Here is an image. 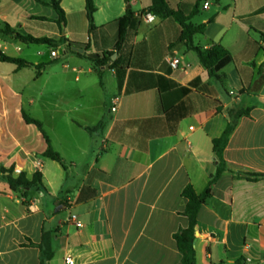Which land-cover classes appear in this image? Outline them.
Masks as SVG:
<instances>
[{"label":"crops","instance_id":"obj_1","mask_svg":"<svg viewBox=\"0 0 264 264\" xmlns=\"http://www.w3.org/2000/svg\"><path fill=\"white\" fill-rule=\"evenodd\" d=\"M168 1L187 16L199 4L191 24L207 27L192 45H221L231 54L222 71L224 87L210 78L192 45L180 42L176 21L149 13L152 0H94L92 36L86 0H61L67 19L62 36L91 44L90 51L75 46L86 55L93 37L97 55L114 53L112 60L119 61L106 72V91L92 62L73 54L58 82H52L50 67L33 77L37 83L47 76L48 97L41 90L29 102L33 110L36 104L47 110V124L34 112L30 117L42 123L62 163L43 156L47 143L24 121L21 90L0 71V264H39L44 232L54 235L50 264H66L68 258L73 264H179L174 235L189 226L182 215L183 190L191 184L201 194L208 187L218 166L213 140L223 134L233 108L252 111L224 153L236 176L223 175L199 212L197 264H264V180L242 176L264 174V0ZM128 10L135 18L117 51L116 22ZM201 11V23H193ZM148 14L153 22L145 20ZM57 19L53 8L35 0H0V42L15 40L6 27L37 38L60 36ZM18 44L10 54L1 52L19 58L26 44ZM173 59L180 60L177 69ZM25 69L16 66L12 75ZM100 123L103 129L90 132ZM2 167L29 178L40 172L44 187L15 192Z\"/></svg>","mask_w":264,"mask_h":264},{"label":"trees","instance_id":"obj_2","mask_svg":"<svg viewBox=\"0 0 264 264\" xmlns=\"http://www.w3.org/2000/svg\"><path fill=\"white\" fill-rule=\"evenodd\" d=\"M36 2L51 7L57 13L58 19L56 21L60 38H37L34 37L22 30L13 31L10 27H6L4 31L5 34L11 36L15 40L20 41L23 44H32V45H43L48 46L52 51L56 50L62 45H66V50L70 54L77 55L79 57H84L92 62L94 71L98 75L100 83L102 86L105 84V75L108 70H113L118 68L119 61H113L112 56L114 53H104L99 56L97 59H90L86 54H78L73 52L75 46H80L90 51L91 44L88 45H78L75 43H69L64 36H62L64 29L67 25V19L65 11L61 7V0H35ZM86 10H87V20L89 23V34L92 36L97 30L95 25V14L97 13V7L95 6L94 0H86ZM199 10V4L195 6L194 12L187 16L183 9H173L168 0H152V6L149 9V13L153 14L156 17L162 19H172L176 21L182 28V34L180 37L181 43L193 44V38L195 35L204 34L206 31V24L195 26L191 24V20ZM195 13V14H194ZM135 18L134 13L131 10L127 11V14L119 19L116 23L119 27L118 41L116 50L119 51L122 49L127 30L131 25L132 20ZM43 18H38L42 20ZM191 49L198 55L201 64L206 68L210 78L216 81L221 87H224V82L226 76L222 71L231 64L232 56L231 54L223 48L221 45H215L210 49H200L198 47L191 46ZM0 62L13 64L17 66L18 70L25 68L36 67L39 71L42 70L48 64H39L35 65L31 62H28L21 58L11 57L0 51ZM55 62V61H54ZM251 109H238L233 108L228 112L229 123L224 130L221 137L213 140V151L215 152L218 160L217 171L215 175L210 178L208 187L201 194H198L194 187L189 184L183 190L182 197L187 200V205L185 208L183 216L189 220L188 228H181L174 235V240L177 244V248L182 256L181 262L179 264H197V254L195 250V240L196 232L198 228V215L203 206H205L208 200L212 197V187L213 185L225 174H234L228 167V164L224 158L225 150L230 142V139L234 132L236 131L240 121L244 117H248L251 113ZM23 118L27 125H35L37 129L42 133L46 143L47 150L44 153V157L51 159L53 161L62 163L61 157L56 153L52 147L49 137L43 130V125L38 120L31 118L25 112H23ZM104 124L100 123L93 129H89L90 132H97L103 129ZM1 173L3 178L8 182L10 188L17 192L23 191L24 194L34 188L44 187L43 185V176L40 172L35 173L32 178H29L27 173L21 172L17 176L15 173V168L11 167L10 169L1 168ZM235 175V174H234ZM236 176V175H235ZM244 179L249 182L257 183L261 180H264V174H247L242 175ZM54 235L51 232H44L42 237V242L38 245L40 249V262L39 264H50L55 256V250L53 246ZM33 245V244H32ZM34 246V245H33ZM224 264V263H220ZM236 264H244V260H239Z\"/></svg>","mask_w":264,"mask_h":264},{"label":"rangeland","instance_id":"obj_3","mask_svg":"<svg viewBox=\"0 0 264 264\" xmlns=\"http://www.w3.org/2000/svg\"><path fill=\"white\" fill-rule=\"evenodd\" d=\"M214 10V9H213ZM52 11V9L50 10ZM206 12L201 11L200 14L195 18L193 23L195 24H200L202 16H205ZM52 38L59 39L60 36H51ZM6 39V38H5ZM197 39H200L198 37ZM9 40V39H6ZM18 40H10V45H2L0 42V51L6 50L9 54L11 53L12 50H17ZM23 47V52L18 56L21 59H24L28 62H31L33 64H48L45 67H50V73L53 76L52 77V82H58L59 81V75H61L60 71L63 69L65 65H67V58L69 57L68 55L70 54L68 50L65 51L60 50L57 48L56 50L59 52V59L51 63L52 57H51V51L52 49L48 46H43V45H32V44H27V45H21ZM65 52H68L66 54ZM2 67L0 68V71L4 73H9V81L8 84H11V86L15 88H19L20 94H21V100L24 101V110L25 113L29 116L33 115V112L35 116H39L43 120H45V123L47 124L48 120V112L46 109L41 107L40 105L36 104L35 105V110L32 109V106L29 105V102L31 99L34 98V100H38L39 98V93L41 90L45 92V97H48V89L47 85L45 84V81L47 79V76L44 77V79L41 82L33 83V77L36 76L37 72L39 71L36 67L25 69L22 73L19 75H12V72L16 69V66L12 64H7V63H1ZM109 77V74L105 75ZM22 80V82H20ZM106 82V79H105ZM22 83H25V87L23 88L21 85ZM104 89L106 91V85L104 84ZM76 97V95H75ZM33 110V111H32Z\"/></svg>","mask_w":264,"mask_h":264},{"label":"built area","instance_id":"obj_4","mask_svg":"<svg viewBox=\"0 0 264 264\" xmlns=\"http://www.w3.org/2000/svg\"><path fill=\"white\" fill-rule=\"evenodd\" d=\"M208 7H209V3L206 2L204 5V8L207 9ZM154 19H155V17L153 15L148 14L145 16V20L148 23L153 22ZM59 49L65 51L64 47H60ZM18 50L21 51V49H18ZM174 53L177 54V52H174ZM51 57L53 59L58 58L59 52L57 50L51 51ZM170 64H171L172 68L177 69L181 63H180L179 59H173V60H171ZM116 110H117L116 107L112 109L113 112H115ZM71 221L75 223L77 228L83 227L82 223L78 220L77 216H72ZM66 264H73V260L71 258H68L66 260ZM244 264H251V263L249 261H247V262H244Z\"/></svg>","mask_w":264,"mask_h":264},{"label":"water","instance_id":"obj_5","mask_svg":"<svg viewBox=\"0 0 264 264\" xmlns=\"http://www.w3.org/2000/svg\"><path fill=\"white\" fill-rule=\"evenodd\" d=\"M72 50H73V52L78 53V54H84L86 52L85 49L79 48V47H74ZM94 50H95L94 40H93V37H92V51L88 52V56H89L90 59H97L99 57V55H97L94 52Z\"/></svg>","mask_w":264,"mask_h":264}]
</instances>
